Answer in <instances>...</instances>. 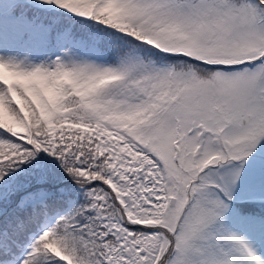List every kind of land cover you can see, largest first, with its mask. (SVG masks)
<instances>
[{
  "label": "snow or ice",
  "instance_id": "obj_1",
  "mask_svg": "<svg viewBox=\"0 0 264 264\" xmlns=\"http://www.w3.org/2000/svg\"><path fill=\"white\" fill-rule=\"evenodd\" d=\"M0 264H264V0H0Z\"/></svg>",
  "mask_w": 264,
  "mask_h": 264
}]
</instances>
